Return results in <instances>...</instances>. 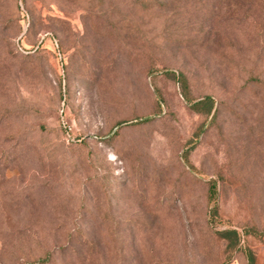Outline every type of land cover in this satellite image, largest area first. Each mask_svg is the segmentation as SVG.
Returning a JSON list of instances; mask_svg holds the SVG:
<instances>
[{"label":"rangeland","instance_id":"rangeland-1","mask_svg":"<svg viewBox=\"0 0 264 264\" xmlns=\"http://www.w3.org/2000/svg\"><path fill=\"white\" fill-rule=\"evenodd\" d=\"M262 233L264 0H0V264H264Z\"/></svg>","mask_w":264,"mask_h":264},{"label":"trees","instance_id":"trees-1","mask_svg":"<svg viewBox=\"0 0 264 264\" xmlns=\"http://www.w3.org/2000/svg\"><path fill=\"white\" fill-rule=\"evenodd\" d=\"M172 75L176 78L177 82L181 86L183 96L185 97V99L188 102H190L191 108L194 111L201 112V113H204L208 116H211L212 113L215 111V101L213 100V98L210 96H207V97H205L199 101H192L188 97V93H187L188 92V79H187V77L182 73H179L177 76L174 73H172ZM214 116L215 115H213V117ZM149 120H150V118H146V119H143L142 121L148 122ZM187 161H188V158H187ZM209 200L214 203V206L211 210V217L214 219L218 215V208H219L218 201H217L218 200V189H217V182L216 181L211 182V185L209 188ZM218 234L220 237L232 241L231 242L232 246L238 248V245L241 241V237H240V234L237 230L226 229V230L220 231ZM245 234H246V232H245ZM262 235H264V233H262ZM247 257H248L250 264H254V257H253V254L251 251L247 252Z\"/></svg>","mask_w":264,"mask_h":264},{"label":"built area","instance_id":"built-area-1","mask_svg":"<svg viewBox=\"0 0 264 264\" xmlns=\"http://www.w3.org/2000/svg\"><path fill=\"white\" fill-rule=\"evenodd\" d=\"M56 48H57V55L60 57V51L58 50V43H55ZM61 124L62 127L64 129V133H65V138L67 141H74L75 137H74V128L72 126V124L70 123V121L67 119V115L65 113V110L63 109L61 112Z\"/></svg>","mask_w":264,"mask_h":264}]
</instances>
